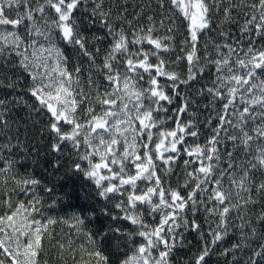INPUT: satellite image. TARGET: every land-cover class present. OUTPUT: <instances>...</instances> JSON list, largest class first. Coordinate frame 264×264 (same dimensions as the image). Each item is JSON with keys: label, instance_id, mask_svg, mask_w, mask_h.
<instances>
[{"label": "snow or ice", "instance_id": "obj_1", "mask_svg": "<svg viewBox=\"0 0 264 264\" xmlns=\"http://www.w3.org/2000/svg\"><path fill=\"white\" fill-rule=\"evenodd\" d=\"M159 6L169 9L164 19L150 16L146 28L126 31L118 26L123 17L114 19L105 0H0V88L10 90L0 96V139L5 141L0 144V207L5 209L0 264H40L48 226L57 222L45 211L61 199L45 202L37 192L41 181L18 178V162L2 155L21 146L8 135L21 109L30 120L47 114L52 166L62 168L67 157L68 176L90 181L95 189L85 199L99 204L63 220L94 245L87 255L95 264H112L103 251L109 243L117 252L131 249L118 264H173L188 230L202 239L190 264H208L233 232L237 241L222 247L219 256L230 257L228 264H264V44L257 45L264 40V0H159ZM177 20L187 21L179 52ZM157 23L167 33L163 37L154 35ZM214 23L221 42L209 40L201 47V34L215 31ZM97 27L103 35H85ZM105 40L111 42L97 63L101 49L89 51V45ZM60 44L87 58V67L82 71L77 63L69 71ZM182 62L187 66L183 77L172 70ZM17 70L31 81L26 91L17 90L19 77L8 76ZM205 74L210 80L196 90L198 97H208L201 121L189 113L195 101L179 89ZM176 97L180 106L169 115L165 105ZM186 113L191 119L184 121ZM169 120L174 128L166 127ZM201 125L210 133L203 143L198 142ZM182 157L173 188L169 179ZM20 196L27 204L14 199ZM257 206L260 211L252 213ZM201 214L208 222L207 241L196 219ZM96 221L95 236L83 232L86 222Z\"/></svg>", "mask_w": 264, "mask_h": 264}, {"label": "trees", "instance_id": "obj_2", "mask_svg": "<svg viewBox=\"0 0 264 264\" xmlns=\"http://www.w3.org/2000/svg\"><path fill=\"white\" fill-rule=\"evenodd\" d=\"M105 8H110L112 10L113 18L123 17V22H118V26L124 27L126 31L138 29L141 27L149 26V17H153L155 21H160L165 18L168 14L169 9L167 6L161 8L159 6V0H105ZM167 24V21H165ZM213 29L215 31H209L200 36L201 47L209 40H213L217 43L221 42V38L217 34L219 29L217 25L213 24ZM158 31L154 33L156 36L163 37L166 35V31L160 29L159 24H156ZM178 31L176 35V52H179V44L184 35H186L187 21L177 20ZM227 30V29H226ZM231 31L236 32V26H231ZM91 33H97L103 35L99 31V28L91 29V32L86 31L85 35H91ZM110 40H105L98 45H89V51H94L95 47L101 49V54L97 57V63L100 62L103 56L104 50L108 47ZM264 44V40H257V45ZM60 47L64 50V55L68 57V70L72 71L77 63L81 66L82 71L88 65L87 58L80 55L76 50L71 47H65L60 44ZM145 49L150 46L145 44ZM211 51V48H209ZM203 54V53H201ZM165 59H169V55H164ZM171 59H175V56H171ZM186 64L180 63L179 65L173 66L172 70L177 71L183 75L186 73ZM8 76L13 79L19 77L20 83L17 85V90H25L30 86V79L24 72L17 70L14 73H8ZM94 77L99 79L101 84H104L102 76L98 73H94ZM87 72L83 73L82 80L84 84L87 83ZM210 78L205 74L204 80L193 83L188 87L184 85L180 86L181 94H187L192 100L195 101V106L189 105V113H196L199 120H203L207 113L204 112L201 105L208 103V97L200 98L196 95V90L203 87L204 81H209ZM7 83V79L4 81ZM163 82V81H162ZM87 91V88L85 89ZM103 90V89H101ZM10 90L0 88V96L8 95ZM171 94V93H169ZM29 103L32 102L30 96L24 97ZM181 98L176 97L172 105H165L169 109V115L172 114L173 110L180 106ZM99 111V109H97ZM14 118L18 121V124H13L12 129L9 131L8 135L10 137H17L21 142L19 148L13 149L11 152L4 151L2 153L5 159H11L17 161L15 164V170L19 174L18 178L26 177L28 175L41 181V184L37 187V192L42 196L45 202H50L51 199L60 197L57 200V206L46 210L45 215L53 218L57 222L48 226L49 236H45L43 240L44 251L40 257V264H95V260L88 257L87 252L91 251L94 247L87 237L83 234H75L73 229H70L68 224L64 223L63 220L68 219L72 216L74 212H79L81 208H87L93 202L99 204V201L93 199H85L86 194H94L95 189L92 183L85 182L83 178L72 176L69 177L67 174V169L71 164V160L67 157H63V167L56 169L52 166V160L54 157L49 153L48 144L50 141L49 134L47 132V122L48 116L46 113L42 112L33 117V119H28L26 111L21 109L14 113ZM191 119V116L186 113L183 115L182 120L187 121ZM215 124V122H214ZM168 129L174 128L175 124L172 120H169L166 125ZM200 143H203L205 138H207L210 133L206 127L201 125L200 127ZM192 143L191 140L188 141ZM5 143L4 140L0 139V144ZM15 143V139H13ZM239 152L237 156H239ZM177 162L174 168V173L170 176L169 182L172 187H177L178 175L182 173L183 159ZM0 167H3V161H0ZM259 175V174H258ZM50 187L53 189L52 194L45 193L44 187ZM142 186V185H141ZM14 199L24 200L27 204V199L20 196ZM5 209L0 207V215L4 213ZM260 211V206L252 209V213H257ZM39 219V217H37ZM158 219V218H157ZM197 222L201 225V231L205 233L203 240L207 241L209 239L208 233V222L203 214L196 217ZM147 223L153 224L151 219L147 220ZM127 226V224L125 225ZM100 228V222H86L83 228V232L91 231L93 236L96 235L97 230ZM238 233L233 232L228 238H226L221 244H218L215 249V254L208 260V264H228L229 258H223L219 256V251L221 248L231 247L233 243L237 241ZM98 243V242H97ZM63 244V250L60 245ZM202 239L201 236L196 231L188 230L184 232V245L177 246L172 256L173 264H190V261L194 260L196 254L201 250ZM255 246V244H253ZM104 254L109 255L112 264H118L120 259L126 258L127 255H131V249L124 248L120 252H117L111 243L106 244L103 248ZM239 256H244L243 253H237Z\"/></svg>", "mask_w": 264, "mask_h": 264}]
</instances>
